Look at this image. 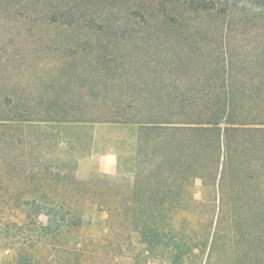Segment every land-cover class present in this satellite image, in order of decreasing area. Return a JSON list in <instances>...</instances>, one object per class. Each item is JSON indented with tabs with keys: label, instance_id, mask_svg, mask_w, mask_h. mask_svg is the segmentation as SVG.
<instances>
[{
	"label": "rangeland",
	"instance_id": "1",
	"mask_svg": "<svg viewBox=\"0 0 264 264\" xmlns=\"http://www.w3.org/2000/svg\"><path fill=\"white\" fill-rule=\"evenodd\" d=\"M10 2L0 0V264H60L56 239L76 251L65 264H264V124L172 136L192 158L162 174L138 162L140 126L111 121L149 115V91L158 100L217 75L223 57L230 117L264 119V0ZM243 96L255 99L245 109ZM103 154L116 173L98 169ZM135 176L147 200L132 209ZM50 212L67 218L62 232L39 229Z\"/></svg>",
	"mask_w": 264,
	"mask_h": 264
},
{
	"label": "trees",
	"instance_id": "2",
	"mask_svg": "<svg viewBox=\"0 0 264 264\" xmlns=\"http://www.w3.org/2000/svg\"><path fill=\"white\" fill-rule=\"evenodd\" d=\"M7 1H11L10 3H18V0ZM218 62L221 64L222 70L217 75L208 74L206 77H203V79L198 75L191 76L190 79L193 80L189 83H182L175 87L172 92L166 89L160 91L158 100L153 99L155 94L154 91H149L150 97L148 99L150 102L142 109V111H148L149 109V115L141 117H132L129 115L121 117V119L111 120L112 122L137 124L140 126L137 149L143 153L140 158H138L139 164L143 165L141 168L151 165L156 171L160 170L162 174H165V164L167 162L171 160L172 162H176V158L180 161L192 158L189 153L183 150L182 142H176L175 140L169 139L172 136L197 132H220L222 125H225V133H228L229 130H239V126L240 128H246V125L256 126L257 124H264V119H260L261 121L259 122L254 120L248 121L247 119L248 122H243L242 120L245 118H242V120H235L230 117L234 97L232 81H234L235 76L230 73L231 70H229V68L231 61L228 58L223 57L222 59H218ZM236 79H238L237 76ZM243 89L246 92L248 87L246 86ZM173 92L176 94L174 95V98H172ZM243 98L245 100L243 109H245L244 105L247 104L249 100L251 102L255 101V99L248 98L247 96H243ZM240 102L242 104L243 100L237 101V105ZM250 107L253 108L252 105H250ZM80 122L84 124L88 123L87 120H81ZM153 133H158L160 135L155 138ZM127 157L126 163L128 165L129 161L133 162L134 157L133 154H129ZM118 162L120 164V158L118 159ZM133 167L132 170L136 171V168ZM141 179L142 178L135 176L137 185L135 191L136 195L132 199L134 202L133 207L131 206L132 209L138 207L142 208V206L144 207L145 201L147 200V198H137L140 183L142 184L144 182V179ZM150 182L153 181L150 180ZM162 188H164V185H162ZM151 198L152 199H148L151 202L159 203L163 201L157 197L154 198L153 195ZM134 215L137 216L140 214L139 212H136ZM49 218V225L39 229L50 231L52 234L62 232V228L65 227L67 218H62L64 222H61V218L58 217V214L54 215L52 212L49 213ZM138 222L139 228L136 227V229H141L140 231H142L144 221L139 216L134 220V223ZM142 224L143 226H140ZM1 233L3 234L2 239L5 241H12L15 239L10 232ZM58 242L59 240L56 239L55 244H52L50 249L58 252L60 255V264L72 262L73 260H69L68 258L76 255V251L61 248ZM23 248H21V252L17 254L19 255V258L27 257V261L35 262L37 259H33L34 256H29V252H27L26 249L24 252ZM16 258L17 257H15V259ZM38 262L40 264H53L55 262V255L50 254L49 259Z\"/></svg>",
	"mask_w": 264,
	"mask_h": 264
},
{
	"label": "crops",
	"instance_id": "3",
	"mask_svg": "<svg viewBox=\"0 0 264 264\" xmlns=\"http://www.w3.org/2000/svg\"><path fill=\"white\" fill-rule=\"evenodd\" d=\"M116 158H117L116 155L112 156L110 154H103L102 155V160L99 163L98 169L100 171L108 173V174L116 173L117 172V167H116V164L114 163V160Z\"/></svg>",
	"mask_w": 264,
	"mask_h": 264
}]
</instances>
